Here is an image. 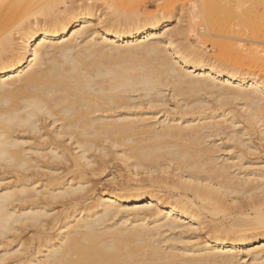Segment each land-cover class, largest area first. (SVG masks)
<instances>
[{"label":"bare ground","instance_id":"obj_1","mask_svg":"<svg viewBox=\"0 0 264 264\" xmlns=\"http://www.w3.org/2000/svg\"><path fill=\"white\" fill-rule=\"evenodd\" d=\"M227 1L229 56L187 42L195 22L124 31L121 16L146 11L129 0L113 30L48 33L17 79L0 77V239L29 226L35 239L22 263L30 241L0 240V263L264 264V155L251 157L264 142V6ZM62 2L0 0V44ZM115 159L135 177L97 192Z\"/></svg>","mask_w":264,"mask_h":264},{"label":"snow or ice","instance_id":"obj_2","mask_svg":"<svg viewBox=\"0 0 264 264\" xmlns=\"http://www.w3.org/2000/svg\"><path fill=\"white\" fill-rule=\"evenodd\" d=\"M262 6H264V0H261ZM6 5L0 3V9ZM23 4H13L9 7H22ZM163 0H159L157 4H152L149 0H144L143 8L148 9L155 7L154 12H136L131 15L125 14L120 17V27L127 31L129 28L133 32L137 29H151L153 25H159L163 27V23L167 20V15L162 14L164 8ZM49 8L58 9L57 11H38L26 15L23 20L17 24L12 30V39L6 44H0V77L10 76L12 79L18 77L14 75L27 63V58L32 57L35 59V53L33 52V45L36 46V52L40 48L48 46V40L57 39L58 37L48 36L51 32H62L67 34L71 32L73 28H79V31L75 35H80L84 32H88L90 35L92 32L113 30L115 22V13L110 5H100L95 3L94 0H63L62 3L57 5H48ZM169 13H179L180 9L184 5L179 3H172L169 6ZM97 8L107 9L111 15H105L102 10L99 12V23H87L89 19L97 18ZM81 25H83L81 27ZM168 31H171L169 29ZM164 34H167L166 32ZM39 42V43H38ZM24 73L20 72V76ZM262 236H264V221L258 225ZM264 251V247L261 248Z\"/></svg>","mask_w":264,"mask_h":264},{"label":"rangeland","instance_id":"obj_3","mask_svg":"<svg viewBox=\"0 0 264 264\" xmlns=\"http://www.w3.org/2000/svg\"><path fill=\"white\" fill-rule=\"evenodd\" d=\"M111 1H114V0H110L109 2H107V5H110L112 7L113 13H116V11H117V13L118 12L122 13L123 11L122 12H121V10L119 11V9H122V10L124 9V6H123V8H121L122 6L119 5L122 2H119L118 0L117 1L115 0L114 1V2H116V5H115ZM121 1H123L122 4H124V1H125V3H128L129 6H131V5L133 6L134 5L132 10L136 9V7H137L136 5H138V7L142 9L143 8L142 6L144 4V0H142L143 4L140 2L141 0H136V1L135 0L134 1L131 0L132 4L129 2V0H121ZM135 2H139V4H136ZM149 2L155 5V4H157L159 2V0H149ZM163 2H164L165 6L162 9V11L166 9L163 12L167 13L166 15H167L168 23H170V25H172V27L173 26L174 27H176V26L178 27L179 26L180 28H182V29L184 28V30H187L188 27H189L188 25H190L191 22H192V24H194V22H195V24L196 23L199 24V26L195 25V27H194V30H193L194 35H193V33L191 34V32L187 33V35H188L187 38H186L187 40L182 35L181 36L178 35V36H176L177 38L175 37L177 42L182 43V41L184 42L186 40L189 43L191 42L190 44H192V45H196L198 47L200 46V48L207 55V57H209L211 59L214 58L213 60L221 58V56H229L232 53L229 48L225 47L222 44H224L225 41H228V39L224 38L223 35L229 34L227 31H228L230 25L232 24V21L234 20L232 9H233L235 3H233V2L231 3L230 2V4H229L227 0H179V3L184 5V7H182L180 9L179 13L170 14L168 6L170 4H172V3H176L177 0H163ZM133 3H135V4H133ZM102 4L105 5L104 3H102ZM100 5H101V3H100ZM117 5H119V7ZM128 5L125 4V6L129 7ZM207 7H209V8L207 9ZM125 9H126V7H125ZM100 10L101 11L102 10L105 11V15L106 14L110 15L108 13L107 9L100 8ZM142 10H146L148 12H154L156 9H155V7H152V8H148V9H142ZM205 10L210 11L209 12V14H210L209 22L211 23L212 26L209 27V28H204V31H206L208 34L207 35L205 34L206 36L205 35L203 36V35L200 34L201 36H203L205 38V39H203V37L201 38L200 35H197V34L200 33V32H198V30L200 29V26H201L200 24L202 23V26L204 24H206L205 23L206 21L203 18ZM125 11H127V10H125ZM203 22H204V24H203ZM206 29H208V30H206ZM199 37L201 39V42L203 40L204 41L202 43H198L197 44V41H198ZM181 39H183V40H181ZM206 40H208L209 42L206 41ZM244 45H246L245 48H249L250 45H252V44H250L247 41H245ZM169 92L170 91L166 90L165 91V95H166V99H167V101L169 102V105H170L173 102H176V100H173L172 98H170V93ZM170 106H172V105H170ZM160 115H161V113L158 114L159 117H160ZM162 118L163 117H161L160 119H162ZM253 138H254L255 142L257 141L256 143L261 142L262 145L260 143H258L259 150L257 151V153L251 155V157L254 158V157L257 156V154L258 155H260V154L264 155V153H263L264 151L262 152V149L264 147V142L262 140L261 141L256 140L257 139L256 136H254ZM124 167L125 166H123L122 163L120 164V162L118 160H116V159H115V161L114 160H112V161L110 160L109 163H106L104 171L100 173L101 175L99 174L98 177L97 176H93L92 177L93 178V183H96V182H94V180L97 181V179H98V181H99V182L97 181V184H94V190H96L98 192L99 189L101 187L105 186V185L106 186H109V185L112 186V185H115V184L119 183V182L116 183L115 181H120L121 180V182L122 181L124 182V180L126 181L127 179L129 180L130 178H132L134 176V174H129L130 170H128L127 168H124ZM95 178H97V179H95ZM108 178L110 179V182L107 181ZM111 180L115 184H112L113 182H111ZM96 187H97V189H96ZM163 193L166 194L167 192H161V195ZM24 229H26V230L25 231L21 230L22 232H19V231H18V233H17V231L13 232L14 235L12 233H10L11 236L13 235L11 238H13L16 235L13 239H11V241H9L10 239H8L10 237L9 236L10 234L8 235L9 237H6L7 239L6 238L4 239V237H3L0 240L3 241V239H4L3 242H5V243L8 242L7 244H10L9 246L7 244L4 245V246H8V248L6 247L7 249H12V250H13V248L16 249V248H18L20 246L19 244H21L20 243L21 241L22 242L25 241L26 239H28V237L30 239V237H31L30 235L34 234L33 227L30 228V226H29V228L26 227ZM18 239H23V240L19 241ZM26 241L27 242L30 241V242H29V244L27 243V247L28 248L22 254L24 257L22 255H20L21 258H19V259L17 257H15V259L17 258V260H19V261L21 260V263L23 262V260H25V258L30 253H32L34 251L33 250L34 249L33 245L35 244V242H34L35 239H34V241L32 240L33 242L31 240H29V241L26 240ZM26 241L24 243H26ZM1 244H0V254L2 253V251H1L2 247H4L3 244L2 245ZM31 246H33L32 247L33 249L31 248ZM10 258L11 257H9V260L7 259L10 262L4 260L5 262L1 261L0 264H11V263H13L14 257H12L11 259ZM17 260H14L13 264H18L19 262H17Z\"/></svg>","mask_w":264,"mask_h":264}]
</instances>
